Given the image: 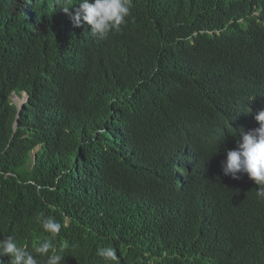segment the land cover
Returning <instances> with one entry per match:
<instances>
[{
	"label": "trees",
	"instance_id": "16d2710c",
	"mask_svg": "<svg viewBox=\"0 0 264 264\" xmlns=\"http://www.w3.org/2000/svg\"><path fill=\"white\" fill-rule=\"evenodd\" d=\"M62 5L0 0V239L31 251L52 216L61 264H264V199L221 166L264 0H132L106 39Z\"/></svg>",
	"mask_w": 264,
	"mask_h": 264
},
{
	"label": "clouds",
	"instance_id": "9594fccd",
	"mask_svg": "<svg viewBox=\"0 0 264 264\" xmlns=\"http://www.w3.org/2000/svg\"><path fill=\"white\" fill-rule=\"evenodd\" d=\"M64 2L65 5L61 6L63 11L56 15L65 18L86 38L92 34L90 37L106 39L111 33L118 32L131 15L132 0H64ZM243 78L244 76L238 82ZM251 79H253L250 81L251 84H256L257 87L238 99L244 108L237 111L229 110L232 130L222 147L221 166L224 175L237 179L244 189L246 187L238 179L240 174H247L254 181L253 188L258 186L257 198L264 199V70L256 72ZM196 142L200 144V141ZM40 223L44 231L50 234V238L37 241L31 251L26 246H19L12 236L0 239V264L7 262L41 264V258L44 259V264H61L65 257L62 254L63 249L58 251L53 239L60 234L61 228H67L68 224H62L52 216L44 217ZM96 254L105 261L119 264L113 247H100Z\"/></svg>",
	"mask_w": 264,
	"mask_h": 264
},
{
	"label": "water",
	"instance_id": "95a60500",
	"mask_svg": "<svg viewBox=\"0 0 264 264\" xmlns=\"http://www.w3.org/2000/svg\"><path fill=\"white\" fill-rule=\"evenodd\" d=\"M27 99H28V95L25 92L23 94V96L19 98V101L18 100L14 101L15 104L17 105V107H18V113L21 110V108L23 107V105H24V103L26 102Z\"/></svg>",
	"mask_w": 264,
	"mask_h": 264
},
{
	"label": "rangeland",
	"instance_id": "374dc122",
	"mask_svg": "<svg viewBox=\"0 0 264 264\" xmlns=\"http://www.w3.org/2000/svg\"><path fill=\"white\" fill-rule=\"evenodd\" d=\"M13 101H16V100H18L19 101V98L16 96V95H13Z\"/></svg>",
	"mask_w": 264,
	"mask_h": 264
}]
</instances>
